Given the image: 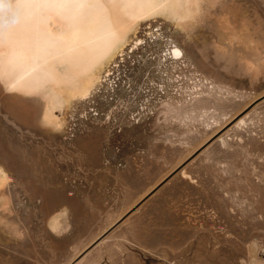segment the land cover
Returning a JSON list of instances; mask_svg holds the SVG:
<instances>
[{"label":"rangeland","instance_id":"374dc122","mask_svg":"<svg viewBox=\"0 0 264 264\" xmlns=\"http://www.w3.org/2000/svg\"><path fill=\"white\" fill-rule=\"evenodd\" d=\"M190 7L139 21L60 128L0 112L28 156L0 157V264H264V0Z\"/></svg>","mask_w":264,"mask_h":264},{"label":"bare ground","instance_id":"6f19581e","mask_svg":"<svg viewBox=\"0 0 264 264\" xmlns=\"http://www.w3.org/2000/svg\"><path fill=\"white\" fill-rule=\"evenodd\" d=\"M195 2L0 0V112L20 130L60 128L63 112L87 95L100 68L139 21L159 12L181 21ZM5 120L0 117V157L24 162L28 156L11 146L16 134ZM81 138L70 143L92 142ZM54 141L61 143L58 136Z\"/></svg>","mask_w":264,"mask_h":264},{"label":"water","instance_id":"95a60500","mask_svg":"<svg viewBox=\"0 0 264 264\" xmlns=\"http://www.w3.org/2000/svg\"><path fill=\"white\" fill-rule=\"evenodd\" d=\"M264 98V96H262V97H260L258 100H256L252 105H254L256 102H258V101H260L261 99H263ZM216 138V135L214 136V137H212L211 139H210V141L209 142H211L212 140H214ZM96 243V242H95ZM95 243H93L91 246H93ZM90 246V247H91Z\"/></svg>","mask_w":264,"mask_h":264}]
</instances>
